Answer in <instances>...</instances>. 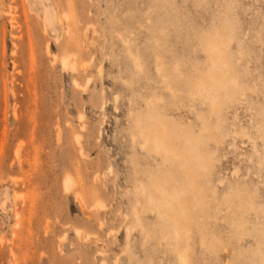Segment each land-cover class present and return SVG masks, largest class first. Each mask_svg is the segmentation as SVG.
<instances>
[{
    "label": "rangeland",
    "instance_id": "374dc122",
    "mask_svg": "<svg viewBox=\"0 0 264 264\" xmlns=\"http://www.w3.org/2000/svg\"><path fill=\"white\" fill-rule=\"evenodd\" d=\"M187 262L264 264V0H0V264Z\"/></svg>",
    "mask_w": 264,
    "mask_h": 264
},
{
    "label": "bare ground",
    "instance_id": "6f19581e",
    "mask_svg": "<svg viewBox=\"0 0 264 264\" xmlns=\"http://www.w3.org/2000/svg\"><path fill=\"white\" fill-rule=\"evenodd\" d=\"M221 56V55H220ZM221 60H222V58L221 57H219ZM218 62H219V60H218ZM220 64V63H219ZM203 92V91H202ZM160 145H162L161 143H158V145L157 146H160ZM150 200V202H151V199H149ZM153 201V200H152ZM167 201V200H166ZM171 201V200H170ZM168 202V201H167ZM166 202V203H167ZM168 206V205H167ZM170 206V205H169ZM177 211V210H176ZM182 256V255H181ZM185 256V255H184ZM185 258L183 257V260H184ZM180 260H182V258L180 259ZM186 261V260H185ZM184 262V261H183ZM181 264V263H180ZM184 264V263H183ZM187 264H188V262H187Z\"/></svg>",
    "mask_w": 264,
    "mask_h": 264
}]
</instances>
